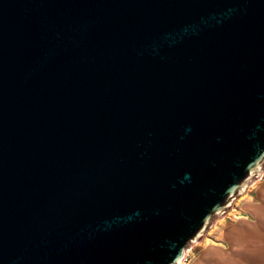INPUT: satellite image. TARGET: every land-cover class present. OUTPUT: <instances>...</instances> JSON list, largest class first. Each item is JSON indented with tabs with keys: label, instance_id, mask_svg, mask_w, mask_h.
Returning a JSON list of instances; mask_svg holds the SVG:
<instances>
[{
	"label": "water",
	"instance_id": "1",
	"mask_svg": "<svg viewBox=\"0 0 264 264\" xmlns=\"http://www.w3.org/2000/svg\"><path fill=\"white\" fill-rule=\"evenodd\" d=\"M264 171V0H0V264H180Z\"/></svg>",
	"mask_w": 264,
	"mask_h": 264
},
{
	"label": "crops",
	"instance_id": "2",
	"mask_svg": "<svg viewBox=\"0 0 264 264\" xmlns=\"http://www.w3.org/2000/svg\"><path fill=\"white\" fill-rule=\"evenodd\" d=\"M249 199L191 248L182 264H264V181Z\"/></svg>",
	"mask_w": 264,
	"mask_h": 264
},
{
	"label": "rangeland",
	"instance_id": "3",
	"mask_svg": "<svg viewBox=\"0 0 264 264\" xmlns=\"http://www.w3.org/2000/svg\"><path fill=\"white\" fill-rule=\"evenodd\" d=\"M258 181H264V171L262 172L261 176L259 178H257L256 180H254L251 184H249V186L247 187L246 191L244 192V195L241 196L238 200H236L235 202H233V207H232V211L233 210H237V209H242L240 208V202L243 201V200H253V199H249V196L251 195H255L257 194V184H258ZM245 209V208H243ZM231 211V212H232ZM231 212H228L225 217H222V216H218L215 218V221H214V224L213 226L211 227V229L207 232L206 236L209 235L210 231L213 229V227L219 222V221H222L226 218L227 215H229ZM204 239V238H203ZM202 242V241H201ZM199 242V243H201ZM199 243H194V244H191L188 248H187V252L189 250H191V248H193L194 246H196L197 244ZM186 252V254H187ZM183 261L180 263L182 264Z\"/></svg>",
	"mask_w": 264,
	"mask_h": 264
},
{
	"label": "built area",
	"instance_id": "4",
	"mask_svg": "<svg viewBox=\"0 0 264 264\" xmlns=\"http://www.w3.org/2000/svg\"><path fill=\"white\" fill-rule=\"evenodd\" d=\"M186 257H187V254L185 253V256H184V258H183V260H182V261H185Z\"/></svg>",
	"mask_w": 264,
	"mask_h": 264
},
{
	"label": "bare ground",
	"instance_id": "5",
	"mask_svg": "<svg viewBox=\"0 0 264 264\" xmlns=\"http://www.w3.org/2000/svg\"><path fill=\"white\" fill-rule=\"evenodd\" d=\"M187 252V251H186Z\"/></svg>",
	"mask_w": 264,
	"mask_h": 264
}]
</instances>
